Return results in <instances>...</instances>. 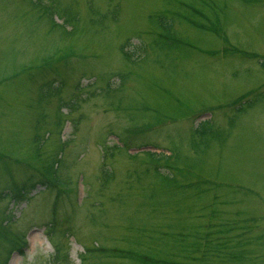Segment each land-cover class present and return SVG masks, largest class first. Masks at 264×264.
I'll return each mask as SVG.
<instances>
[{
	"label": "rangeland",
	"instance_id": "374dc122",
	"mask_svg": "<svg viewBox=\"0 0 264 264\" xmlns=\"http://www.w3.org/2000/svg\"><path fill=\"white\" fill-rule=\"evenodd\" d=\"M39 1L0 0V264H264V0Z\"/></svg>",
	"mask_w": 264,
	"mask_h": 264
},
{
	"label": "trees",
	"instance_id": "16d2710c",
	"mask_svg": "<svg viewBox=\"0 0 264 264\" xmlns=\"http://www.w3.org/2000/svg\"><path fill=\"white\" fill-rule=\"evenodd\" d=\"M43 6H44V8H45L46 11L49 10V7L48 6H46V5H43ZM166 26H167V28L169 30L172 29V24L171 23H170V25L169 24H166ZM167 35L168 36H171L169 34H167ZM123 51H124V48H123ZM125 55H126V53H125ZM123 253H124V256L132 257L135 264H159V262L162 263V261H155V260H150L148 257H141V256L137 255V253L134 252V251H132V250H125V251L120 250L117 253H115L114 255H118L119 254L121 256V254H123ZM163 264H182V263L168 261V263H163Z\"/></svg>",
	"mask_w": 264,
	"mask_h": 264
}]
</instances>
